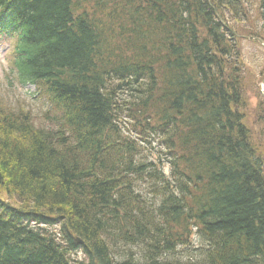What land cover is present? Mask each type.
Instances as JSON below:
<instances>
[{
  "label": "trees",
  "instance_id": "16d2710c",
  "mask_svg": "<svg viewBox=\"0 0 264 264\" xmlns=\"http://www.w3.org/2000/svg\"><path fill=\"white\" fill-rule=\"evenodd\" d=\"M0 9L19 33L11 73L51 107L37 123L0 101V264H264V152L239 112L235 38L207 0ZM154 136L167 177L137 164Z\"/></svg>",
  "mask_w": 264,
  "mask_h": 264
},
{
  "label": "rangeland",
  "instance_id": "374dc122",
  "mask_svg": "<svg viewBox=\"0 0 264 264\" xmlns=\"http://www.w3.org/2000/svg\"><path fill=\"white\" fill-rule=\"evenodd\" d=\"M246 7H248V10H246L248 20L246 19L241 22L242 16L232 19L229 14L226 15V18L229 19L231 30L236 34L245 35L247 31L256 30L259 26V0H251ZM240 38H238V46L241 47L242 58L246 63L247 79H245V83H247V97L250 102L247 106L249 114L247 123L249 127H254L256 119L254 110L258 102L257 92L261 78H263L261 71L264 68V48L255 42ZM8 45L7 39L1 41V55H3L5 49L8 48ZM7 67L8 64L6 62L3 61L0 63V100L5 103L7 108H23L25 111L31 112L36 122L42 123L46 112L50 109L48 98L44 94L38 93L36 88L32 85H9L10 77L7 76H9L10 73L6 71ZM257 128H259V126L255 127L256 132ZM256 143L258 144V141ZM261 143V150L264 152V141L262 140ZM117 247L121 250V244L117 245ZM123 248L126 249L127 247L123 245ZM139 249V246L132 248L135 253H138ZM80 255L81 254H78L76 256L80 257Z\"/></svg>",
  "mask_w": 264,
  "mask_h": 264
},
{
  "label": "water",
  "instance_id": "95a60500",
  "mask_svg": "<svg viewBox=\"0 0 264 264\" xmlns=\"http://www.w3.org/2000/svg\"><path fill=\"white\" fill-rule=\"evenodd\" d=\"M260 42H262V41H260Z\"/></svg>",
  "mask_w": 264,
  "mask_h": 264
}]
</instances>
